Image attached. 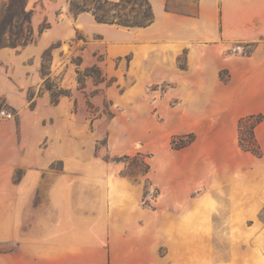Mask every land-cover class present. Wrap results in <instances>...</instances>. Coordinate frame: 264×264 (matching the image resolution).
<instances>
[{
	"label": "rangeland",
	"instance_id": "rangeland-1",
	"mask_svg": "<svg viewBox=\"0 0 264 264\" xmlns=\"http://www.w3.org/2000/svg\"><path fill=\"white\" fill-rule=\"evenodd\" d=\"M192 8L183 0L169 5V9L183 12ZM40 25L49 24L43 20ZM75 29V40L53 41L57 46L52 51L68 62L70 46L76 48L72 58L80 57L73 59L80 69L96 63L106 81L116 80L105 87V82L96 86L86 78L85 87L78 89L74 74L68 91L76 116L70 119L65 104L42 122L55 134L43 146L72 151V158L84 165L79 174L107 178L110 187L105 196L102 182L96 179L86 206L74 208L75 236L93 245L78 248V261L71 264H264L263 175L260 167H251L237 146L230 121L220 117L211 103L180 104L177 97H160L168 89L163 84L136 88L127 79L133 72L131 54L119 56V41L91 34L81 26ZM36 42L37 32L32 43ZM7 61L0 54V66L5 67ZM60 62L55 74L44 73L29 88L27 109L33 108L40 90L49 92L48 85L67 90L61 83H66L74 64L66 71ZM96 88L99 90L91 96ZM89 96L94 111L86 106ZM1 109L11 111L9 120L18 125L21 111L11 110L2 96ZM4 118L0 116V121H6ZM188 133L193 134L192 141L177 147ZM16 135L23 142L19 127ZM137 153L144 156L149 169L133 180L125 174L128 160L113 159ZM60 167L58 162L52 168Z\"/></svg>",
	"mask_w": 264,
	"mask_h": 264
},
{
	"label": "crops",
	"instance_id": "crops-1",
	"mask_svg": "<svg viewBox=\"0 0 264 264\" xmlns=\"http://www.w3.org/2000/svg\"><path fill=\"white\" fill-rule=\"evenodd\" d=\"M149 1L154 21L145 27H124L97 22L86 11L74 15L69 0H27V8L33 10L31 25L37 42L0 49V54L8 57L6 66H0V96L11 110L21 111L18 125L6 118L0 121V264L77 262L78 248L93 242L75 236L74 208L86 206L96 179L102 182L105 196L110 193L107 178L78 173L84 165L72 158V151L43 146L48 137L55 138L51 126L45 128L42 123L48 115L66 104L70 119L76 116L71 95H62L52 103L50 92L40 90L33 108H26L29 88L43 75L38 71L43 51L53 41L75 40L77 26L119 41V56L131 54L133 72L126 78L136 88L163 84L168 89L159 93L162 98L177 97L180 104L211 103L234 127L238 147L239 118L261 114L254 129L261 156L239 149L251 167H260L264 181V0H183L193 6L184 13L166 11L167 0ZM172 1L176 0L169 3ZM43 20L49 25L39 32ZM245 46L249 50H244ZM55 47L50 51L48 74L58 71L59 61L66 71L74 64L66 83H61L70 91L74 74L78 85L76 71L96 63H86L80 69V63L73 60L78 56L72 58L76 48L70 46L67 58L71 61L66 62L59 52L52 51ZM223 73L224 78L220 76ZM17 126L23 142L17 141ZM58 162L60 169H53Z\"/></svg>",
	"mask_w": 264,
	"mask_h": 264
},
{
	"label": "trees",
	"instance_id": "trees-1",
	"mask_svg": "<svg viewBox=\"0 0 264 264\" xmlns=\"http://www.w3.org/2000/svg\"><path fill=\"white\" fill-rule=\"evenodd\" d=\"M169 0L166 1L164 9L166 11H174L184 13L183 11L169 9ZM70 11L77 15L80 12H90L95 21L100 23L115 24L124 27H145L154 21V12L149 0H70ZM33 10L27 8V0H0V48L23 47L34 41V31L31 25V17ZM44 28L39 26V32ZM55 45H50L42 53V63L40 71L42 74L48 72L50 63V51ZM78 88L85 87V79L91 78L93 85L105 82V87L110 86L115 78L111 77L106 81V75L102 73L99 66L84 68L82 71L77 70ZM221 76V75H220ZM222 77V76H221ZM223 78V77H222ZM50 92L51 102L56 103L59 95L69 96L68 90H64L55 86L52 89L47 86ZM99 89L92 90L91 96ZM85 94V93H84ZM86 97L85 103L91 111L95 110V106L90 101V97ZM105 108H107L106 104ZM75 106V102H74ZM262 120L261 114H251L239 118L237 123V140L239 147L252 153L256 157L261 156V149L255 137V126ZM193 139V134L188 133L184 138H180L176 143L177 147H184ZM115 161H127L126 175L136 180V175L145 176L148 172L149 165L144 161V156L137 153L133 156L123 154L121 157L114 158ZM131 162H134L132 165ZM147 192L145 191L144 194Z\"/></svg>",
	"mask_w": 264,
	"mask_h": 264
},
{
	"label": "built area",
	"instance_id": "built-area-1",
	"mask_svg": "<svg viewBox=\"0 0 264 264\" xmlns=\"http://www.w3.org/2000/svg\"><path fill=\"white\" fill-rule=\"evenodd\" d=\"M0 116L5 117V118H7V119H11V118H13V114H12V112L9 111V110H5V109H1V110H0Z\"/></svg>",
	"mask_w": 264,
	"mask_h": 264
},
{
	"label": "water",
	"instance_id": "water-1",
	"mask_svg": "<svg viewBox=\"0 0 264 264\" xmlns=\"http://www.w3.org/2000/svg\"><path fill=\"white\" fill-rule=\"evenodd\" d=\"M1 49V48H0Z\"/></svg>",
	"mask_w": 264,
	"mask_h": 264
}]
</instances>
